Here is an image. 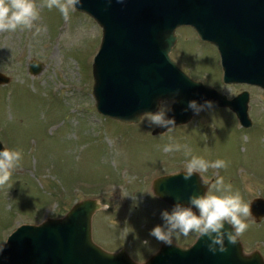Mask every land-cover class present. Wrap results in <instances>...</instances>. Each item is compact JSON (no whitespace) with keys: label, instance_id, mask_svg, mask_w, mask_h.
I'll use <instances>...</instances> for the list:
<instances>
[{"label":"rangeland","instance_id":"1","mask_svg":"<svg viewBox=\"0 0 264 264\" xmlns=\"http://www.w3.org/2000/svg\"><path fill=\"white\" fill-rule=\"evenodd\" d=\"M34 2L39 19L31 29L0 32V73L11 79L0 85V142L23 152L8 185L0 187V248L17 227L62 219L76 203L91 199L101 206L92 219L94 241L145 263L162 246L149 233L163 224L161 212L172 208L155 196L154 182L185 171L191 159L184 150L164 152L170 142L187 145L191 155L207 161L229 162L198 173L212 180L209 194H218L216 181L223 178L249 207L264 199V91L225 85L213 45L180 28L171 57L192 79L230 99L249 92L252 126L244 129L230 110L213 108L163 134L147 122L128 124L99 113L93 65L102 29L79 11L66 22L46 0ZM32 62L42 66L38 75L30 72ZM246 223L239 236L245 253L264 257V219L250 215ZM195 240L174 242L189 247Z\"/></svg>","mask_w":264,"mask_h":264},{"label":"water","instance_id":"2","mask_svg":"<svg viewBox=\"0 0 264 264\" xmlns=\"http://www.w3.org/2000/svg\"><path fill=\"white\" fill-rule=\"evenodd\" d=\"M76 9L91 16L102 28L101 49L94 64V96L98 111L125 123L137 122L139 115L155 112L159 100L177 103L169 117L176 126L189 123L196 115L187 110L191 100L212 101V108H229L241 124L250 128L248 92L230 100L216 90L194 82L171 59L177 43L176 31L192 27L198 36L214 44L221 55L226 84H246L264 89V0H81ZM40 64L32 62L30 72L38 75ZM11 79L0 73V85ZM167 129L160 128L164 133ZM4 147L0 142V151ZM184 172L158 178L155 195L174 206L184 205L191 195H203L210 182L194 174L184 180ZM101 206L95 200L78 203L62 219H49L39 226L23 225L12 234L0 264H140L126 251L109 253L92 238V218ZM250 212L257 222L264 219V199H255ZM226 227H230L226 225ZM207 238L189 248L162 245L143 264H264L259 252L245 254L238 237L228 252L213 255Z\"/></svg>","mask_w":264,"mask_h":264},{"label":"clouds","instance_id":"3","mask_svg":"<svg viewBox=\"0 0 264 264\" xmlns=\"http://www.w3.org/2000/svg\"><path fill=\"white\" fill-rule=\"evenodd\" d=\"M111 2L112 0H108V3ZM116 3L123 4L125 0H116ZM80 4L81 0H46V7L49 10L58 9L66 22L70 20L71 12ZM38 19L39 11L34 0H0V32L15 31L17 28L31 29L33 22ZM179 94L180 90L176 89L172 93V99L159 100L157 110L139 115L138 123L147 122L149 127L165 128L167 132L175 129V118L174 116L170 118L168 114L173 111L172 106L177 103L175 97ZM212 106V101L205 100L203 103H198L196 100H191L187 104L186 111L191 110L198 115L204 108ZM131 124H137V122ZM181 150H184L186 156H191L183 175L186 181L190 180L194 174L207 172L210 168L223 169L229 166V162L222 159L210 162L202 157L191 155L187 145L170 142L163 147L166 153ZM22 160L21 150L5 148L0 151V187L8 185L13 170L21 165ZM11 187L9 185V188ZM215 191L218 194L206 192L203 195H191L187 205L182 204L177 197L170 211L161 212L163 224L155 226L149 235L158 243L169 247L181 237L184 239L195 237L197 240L206 237L207 241H210L206 243V247L213 255L218 252H228L225 241L235 246L238 237L248 230L246 218L251 214L250 207L244 202L240 192H233L231 185L225 184L223 178L216 181ZM142 243L146 247L150 244L148 240ZM2 252L3 248H0V253Z\"/></svg>","mask_w":264,"mask_h":264}]
</instances>
